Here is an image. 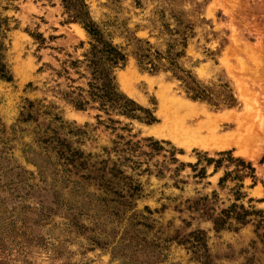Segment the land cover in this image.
I'll return each mask as SVG.
<instances>
[{
  "label": "rangeland",
  "instance_id": "obj_1",
  "mask_svg": "<svg viewBox=\"0 0 264 264\" xmlns=\"http://www.w3.org/2000/svg\"><path fill=\"white\" fill-rule=\"evenodd\" d=\"M94 45L125 57L115 103ZM0 68V264H264V0H0ZM171 99L248 144L153 136ZM231 207L246 223L220 227Z\"/></svg>",
  "mask_w": 264,
  "mask_h": 264
},
{
  "label": "bare ground",
  "instance_id": "obj_2",
  "mask_svg": "<svg viewBox=\"0 0 264 264\" xmlns=\"http://www.w3.org/2000/svg\"><path fill=\"white\" fill-rule=\"evenodd\" d=\"M157 115L162 123L153 128L151 134L184 148L212 151L232 147L242 149L250 139L248 123L238 120L236 129L224 131L222 126H231L233 121L227 114L212 116L181 100H163Z\"/></svg>",
  "mask_w": 264,
  "mask_h": 264
},
{
  "label": "trees",
  "instance_id": "obj_3",
  "mask_svg": "<svg viewBox=\"0 0 264 264\" xmlns=\"http://www.w3.org/2000/svg\"><path fill=\"white\" fill-rule=\"evenodd\" d=\"M87 30L89 31V33L93 36L94 39H96V41L100 44L101 43V39H100V34L99 32L93 28V26H87ZM99 46L98 45H94L92 51L97 53L96 51L98 50V53L101 55V57L98 58V55H94L97 58H93L90 61V67H92L94 69V78L95 80H101L102 84L100 86V88H98L97 92H95V94L101 98L104 99L107 102H111V103H115L116 100L118 101L119 98H117L115 96V93L112 89V86L110 84L111 80L109 79V75H108V71L110 70L111 67L113 66H117L119 64L120 61L124 60V56L116 49H114L111 46H107L104 45L103 49H98ZM151 65L153 66V69L156 70L157 67L154 65L153 60L151 59ZM170 65L171 66H175V62L170 61ZM0 72H4L3 68H0ZM190 78V77H189ZM188 89L187 91L189 93H192L193 95L191 96V98L193 100H201V99H206L209 98L207 91L201 87L199 85V83H197L194 80H191V82L189 84H187ZM226 102L229 105H234L235 104V98L231 93H226ZM133 111V109H132ZM230 162H233L234 164H236L238 167L242 169L244 172H253V168L251 167L250 164H246L245 162H243L242 160H234L233 158H228ZM209 164L215 163L216 164V170H218V168L221 167L223 160H206ZM196 167V166H195ZM201 173V172H200ZM221 183L224 182V180L222 179L220 181ZM247 214H241L239 212L236 211L235 207H231L229 210L227 211H223L221 212V214L219 215V218H217L215 220V223L218 224L220 227H223L227 224L228 220L231 218H234L237 222H240L242 224L246 223V219L245 216Z\"/></svg>",
  "mask_w": 264,
  "mask_h": 264
}]
</instances>
